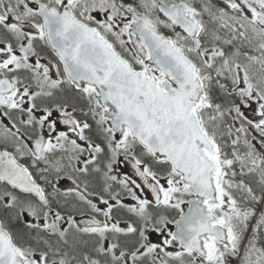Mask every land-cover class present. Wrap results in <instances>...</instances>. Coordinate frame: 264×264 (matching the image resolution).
Instances as JSON below:
<instances>
[{"label":"flooded vegetation","instance_id":"obj_1","mask_svg":"<svg viewBox=\"0 0 264 264\" xmlns=\"http://www.w3.org/2000/svg\"><path fill=\"white\" fill-rule=\"evenodd\" d=\"M7 18L0 25V150L17 160L41 196L0 186V196L23 199L17 223L6 212L10 229L20 232V250L36 264H145L154 253L174 258L163 246L177 251L175 222L192 197L187 188L167 164L142 160L133 140L110 130L95 92L67 80L36 16ZM124 158L157 185L158 200ZM206 205L219 217L218 206ZM155 223L165 241L155 249L139 245L143 226ZM215 244L206 241L207 258L196 257V264L218 262L209 257Z\"/></svg>","mask_w":264,"mask_h":264},{"label":"water","instance_id":"obj_2","mask_svg":"<svg viewBox=\"0 0 264 264\" xmlns=\"http://www.w3.org/2000/svg\"><path fill=\"white\" fill-rule=\"evenodd\" d=\"M174 22L178 24V21ZM184 29L190 35L200 33V29L196 33ZM134 33L142 38L151 57L150 63L177 79L182 86L180 93L162 94L152 79L131 72L107 44L104 46L100 42L96 46L82 37H74L76 54L87 60V67L92 66L85 75L101 74L90 83L99 90L105 104L117 109V115L113 117L117 126L128 127L144 145L159 158L170 162L178 172L197 167L203 184L212 180L216 185L221 169L208 155L216 153L217 149L202 134L195 115V108L204 96L203 84L195 76L191 64L175 51L171 39L153 31L143 17H138L134 24ZM97 49H100V56L91 55ZM65 53L72 54L70 51ZM172 97L176 100H170ZM183 179L188 183L184 175ZM0 264H31L19 255L11 236L1 227Z\"/></svg>","mask_w":264,"mask_h":264},{"label":"rangeland","instance_id":"obj_3","mask_svg":"<svg viewBox=\"0 0 264 264\" xmlns=\"http://www.w3.org/2000/svg\"><path fill=\"white\" fill-rule=\"evenodd\" d=\"M171 1L175 0H161V3L166 4ZM236 1L244 15H240L238 18L233 14L220 12L212 16V23L217 25V40L228 45L237 43L242 48L241 50L236 47L234 54L225 62V69L240 84V90L251 95L248 98L251 103L250 106L257 111L253 118L258 119L261 117L257 120V123L262 124L264 119V16L261 17L260 13L264 14V0ZM155 2L156 0H141L142 5L150 12L154 22L159 23L160 20L154 13L156 9ZM250 5L254 6L260 13L253 11ZM85 6L88 7V4ZM101 12L107 14L111 12L109 14L111 20L107 22V25L112 32V38L116 40L121 49L131 53L128 45L130 26L128 27L126 24L124 27L120 24L123 19L110 3L105 4L101 8ZM176 42L180 50L189 55L198 56L199 71L205 78V62L211 59L213 52L199 54V41L186 38L184 35H179ZM206 127L210 131L207 124ZM215 127L218 130L217 125ZM250 156L251 162L249 165L262 176L264 181V169L261 167V160L254 159L253 155ZM262 156L264 161L263 153ZM226 185L233 190L239 189L246 194L250 193L248 187L243 184L227 182ZM221 202L220 211L225 215L233 234V248L229 251L230 263L264 264V251L258 247L256 238L259 228L262 229L264 226L263 212L249 209L236 210L224 193ZM259 202L264 207V201Z\"/></svg>","mask_w":264,"mask_h":264},{"label":"trees","instance_id":"obj_4","mask_svg":"<svg viewBox=\"0 0 264 264\" xmlns=\"http://www.w3.org/2000/svg\"><path fill=\"white\" fill-rule=\"evenodd\" d=\"M212 4L213 6H219L221 8H229V6L226 5L225 2L222 0H210V2L208 1L209 6H212ZM209 36L212 37L211 31L209 32ZM203 40L204 48H208L212 43L209 38H204ZM233 48L234 47L227 46L225 49L227 52L231 53V50H233ZM209 73L211 75L212 81L208 85V98L214 104H220V106L225 109L229 104L233 102L232 97L229 94L231 90L229 78L221 71L219 61H215L212 65H210ZM237 102L238 98H236L233 105ZM252 179L256 181L259 187H262L255 175H252ZM16 234L20 235V232L16 230Z\"/></svg>","mask_w":264,"mask_h":264}]
</instances>
